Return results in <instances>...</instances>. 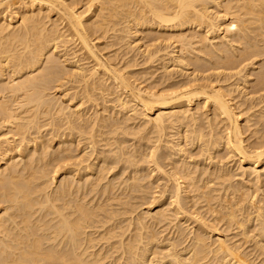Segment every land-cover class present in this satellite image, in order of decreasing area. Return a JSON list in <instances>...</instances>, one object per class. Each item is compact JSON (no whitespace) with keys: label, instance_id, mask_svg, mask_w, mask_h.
I'll use <instances>...</instances> for the list:
<instances>
[{"label":"bare ground","instance_id":"bare-ground-1","mask_svg":"<svg viewBox=\"0 0 264 264\" xmlns=\"http://www.w3.org/2000/svg\"><path fill=\"white\" fill-rule=\"evenodd\" d=\"M0 264H264V0H0Z\"/></svg>","mask_w":264,"mask_h":264}]
</instances>
